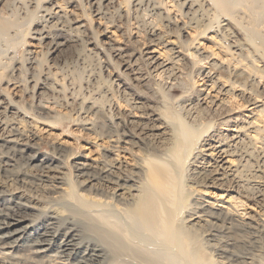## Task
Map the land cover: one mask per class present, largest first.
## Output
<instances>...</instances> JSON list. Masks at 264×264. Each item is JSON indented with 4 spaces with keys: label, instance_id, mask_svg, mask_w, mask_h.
I'll return each mask as SVG.
<instances>
[{
    "label": "bare ground",
    "instance_id": "6f19581e",
    "mask_svg": "<svg viewBox=\"0 0 264 264\" xmlns=\"http://www.w3.org/2000/svg\"><path fill=\"white\" fill-rule=\"evenodd\" d=\"M126 1L150 4L165 27L177 19L153 0ZM162 1L187 19L171 37L152 27L140 66L173 85L189 60L209 103L227 113L196 124L179 112L183 105L175 110L163 100L147 112L126 101V118L110 119L113 130L97 134L95 150L73 156L64 141L41 154L26 139V112L0 92V173H19L21 183L5 187L0 179V264H264V0ZM36 2L40 15L29 35L43 43L57 26L49 28V19L74 12L62 2ZM21 18L0 14V77L9 45L23 36ZM73 21L68 30L78 35L83 23ZM33 59L42 67L43 59ZM47 74L59 85L56 73ZM72 79L80 91L82 75ZM218 126L225 130L216 133Z\"/></svg>",
    "mask_w": 264,
    "mask_h": 264
},
{
    "label": "rangeland",
    "instance_id": "374dc122",
    "mask_svg": "<svg viewBox=\"0 0 264 264\" xmlns=\"http://www.w3.org/2000/svg\"><path fill=\"white\" fill-rule=\"evenodd\" d=\"M22 1L0 0L1 15L5 16L13 11L25 20L22 27L24 37L13 40L14 44H10L7 49V59H2L6 62V68L0 77V92L8 93L22 107L21 111L26 112L30 121V124L24 126L26 139L35 142L41 154L44 151L54 152V147L64 141L69 151L75 154L73 156L95 150V144L101 141L97 134L113 130L110 119L122 121L126 118V101L141 103V110L147 112L152 111L147 109L148 106L156 111L163 100L169 102L170 107L175 110L177 105H183L184 109H179V112L187 120H192L195 116L196 124L209 120L218 122L219 117L227 113L228 107H216L209 103L202 86L203 75L197 73L198 69L189 60L179 67L180 76L177 81L174 80L173 85L167 82L170 78L166 75L156 77L153 70L140 66L142 63L139 53L145 50L148 37L154 38L150 34L152 27H157L160 33L171 37L175 33L170 29L177 32L186 21L187 18L172 5L174 3L153 0L161 10L167 8L170 10L169 14L177 18L171 19L172 22L165 27V21L157 18V11H152L150 4L137 7L133 6L134 2L128 6L126 0H40V5L47 8L55 1L62 2L66 10L74 13L61 22L52 16L47 26L50 28L51 24L56 23L57 29L46 27L47 31L49 29L48 35L46 34L48 38L43 43H38L29 35L38 23L37 14L40 15V9L35 6L37 0ZM25 3H30L28 10L31 13L24 11ZM75 19L83 23L82 32L78 35L68 30ZM62 26L63 29H60ZM207 36L208 34L200 39L203 47L210 46ZM25 48L34 49L35 53L23 54ZM13 51L15 54L11 58ZM34 57L36 61L43 59L42 67L37 62L34 64ZM203 66L206 64H200V67ZM77 71L82 75L80 91L70 82ZM49 72L56 73L59 85L64 84V87L52 84L55 85L54 88L45 79ZM76 83L79 84L78 80ZM102 96L104 99L101 98L100 101L98 98ZM93 102L97 106L95 113L88 109ZM4 114L0 113V118H4ZM81 118L82 121L89 118L92 124L90 129H85L86 125ZM224 130L218 126L214 131L221 133ZM71 162L72 159L67 161L68 166ZM259 164L258 173L261 182H264V163ZM253 165L252 169L256 170L257 163ZM18 174L0 173V179L4 182L1 185L20 186L21 183L15 181Z\"/></svg>",
    "mask_w": 264,
    "mask_h": 264
}]
</instances>
